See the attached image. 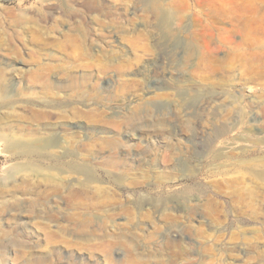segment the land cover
<instances>
[{
  "label": "rangeland",
  "instance_id": "rangeland-1",
  "mask_svg": "<svg viewBox=\"0 0 264 264\" xmlns=\"http://www.w3.org/2000/svg\"><path fill=\"white\" fill-rule=\"evenodd\" d=\"M150 1L0 0V264H264V0Z\"/></svg>",
  "mask_w": 264,
  "mask_h": 264
},
{
  "label": "bare ground",
  "instance_id": "bare-ground-1",
  "mask_svg": "<svg viewBox=\"0 0 264 264\" xmlns=\"http://www.w3.org/2000/svg\"><path fill=\"white\" fill-rule=\"evenodd\" d=\"M150 10H151V13H153L154 15H157V13H159V7L157 5L156 0H151L150 1ZM201 61L204 62V63L209 64V63L213 62V58H212V56L211 57L201 56ZM228 112H229V109H225L223 116L226 117V118H229L228 117L229 116ZM47 145H48L47 142L43 143V147H48ZM262 167H264V165ZM74 170L77 171L78 173L84 174L86 176V178H90V174L85 168L77 167Z\"/></svg>",
  "mask_w": 264,
  "mask_h": 264
}]
</instances>
